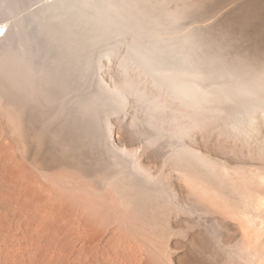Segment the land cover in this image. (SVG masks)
<instances>
[{"label": "bare ground", "instance_id": "1", "mask_svg": "<svg viewBox=\"0 0 264 264\" xmlns=\"http://www.w3.org/2000/svg\"><path fill=\"white\" fill-rule=\"evenodd\" d=\"M45 4L91 9L77 18L96 21L99 39L87 28L75 31L71 21L60 29L43 24L41 32L60 47L52 54L0 20V264H72L78 251L86 264H264V147L249 126L255 114L264 116V0ZM116 36L119 43L100 53L111 57L122 47L116 84L105 85L98 74L94 90L75 88V54L85 52L88 68L96 45ZM127 94L142 117L136 109L109 127ZM72 100L78 104L70 111ZM57 118L66 124L54 127ZM202 118L222 120L228 139L258 143L245 145L258 146L260 161L241 159L244 152L237 155L221 138L225 152L216 166V150L195 132ZM70 119L82 136L101 141L99 160L107 164L97 170L98 158L90 160L94 183L84 188L57 173L69 158L76 167L82 161L66 133ZM166 166L175 171L171 179L150 168ZM80 187L90 192L75 201L70 192ZM187 224L194 232L171 240L174 226ZM126 229L135 232L132 241L117 236Z\"/></svg>", "mask_w": 264, "mask_h": 264}, {"label": "rangeland", "instance_id": "2", "mask_svg": "<svg viewBox=\"0 0 264 264\" xmlns=\"http://www.w3.org/2000/svg\"><path fill=\"white\" fill-rule=\"evenodd\" d=\"M2 1H3V4H2ZM0 0V17L2 18H0V20H1V22H3V24H6V23H8V24H12V25H15V27L14 28H18V30H20V29H22L21 31L22 32H26V35L28 36V38L29 39H31V43L34 45V47L37 49V50H40V51H44L45 52V50H49V52L50 53H52V54H55V53H58L57 51L58 50H60L59 48H57V46H56V44L54 45V44H52L50 41H51V39H50V36L49 35H46L45 33H42L41 32V29H40V27H41V25H45V24H47V25H49V28L50 27H54V28H56V29H60V27L63 25V24H65V22H67V21H71L72 22V27L71 28H73L75 31H79L80 29H85V28H87L88 29V33H87V36L88 37H90V38H96V39H99V33H98V31L97 32H93L94 30H96V29H94V27H96V21H93V20H90V19H87L86 17H79V18H77L78 17V15L80 14V12H82V14H85V15H87L88 16V14L90 13V11H91V9H89V8H86V7H78V6H74L72 9H69L66 5H64V4H58V5H53V6H50V7H48V6H46V2L47 1H51V0ZM9 1V3H7ZM23 1H24V3H23ZM12 2V3H11ZM15 2V3H14ZM5 3V4H4ZM2 5V6H1ZM13 7H12V6ZM10 6V7H9ZM66 6V7H65ZM15 7V8H14ZM8 9H10L9 11H8ZM32 11H36V15H31L30 13L32 12ZM64 11V12H63ZM15 13V14H14ZM2 14V15H1ZM58 14H60V15H58ZM54 15V16H53ZM57 15V16H56ZM3 16V17H2ZM52 17V18H51ZM71 17V18H70ZM35 18H38V19H35ZM69 18V19H68ZM75 18H77L76 19V21H75ZM19 19H21V20H19ZM73 19H74V22H73ZM18 20V21H17ZM36 20V21H35ZM61 20V21H60ZM16 21V22H15ZM52 21V22H51ZM80 21V22H79ZM6 22V23H5ZM51 22V23H50ZM63 23V24H62ZM51 25V26H50ZM17 26V27H16ZM19 27H20V29H19ZM92 29H94L93 31H92ZM82 31V30H81ZM84 31V30H83ZM86 32V31H85ZM91 34H92V36H91ZM119 41H120V39L116 36L115 38H112V39H110V41L108 42V43H106L105 42V44H104V42L103 43H101L100 45H96V48H95V50L92 52V54H93V58L95 59L94 60V62L92 63V64H90L89 65V67L88 68H84V63L86 62V54H85V52L84 51H80V52H77V54H75V56H76V58L74 59V63H73V69H72V74H73V76H72V78H74L75 79V88H79L80 89V91H84V92H86V93H89V92H87V91H89V90H94V88L97 86V84L95 83V81L97 82V80H98V78H99V75H100V79H102V81H104L105 82V85H108V86H110V87H113L114 85V83L116 84V79L115 78H117L118 77V75H119V73H118V70H119V65H118V62H119V55L121 54V52L123 51V49H122V47L120 48V50H122V51H120L119 52V54L117 55V54H114V55H111V57L109 58V57H107V56H101L102 54H100L101 52H103L105 49H107V46H108V48H110L112 45H116V44H118L119 43ZM103 44V45H102ZM48 47V48H47ZM53 47V48H52ZM50 48V49H49ZM93 47L91 46L90 47V49H92ZM42 49V50H41ZM97 59V60H96ZM96 61V62H95ZM79 65V66H78ZM99 74V75H98ZM81 76L83 77V81H80V79H81ZM118 79V78H117ZM86 93L84 94V97H85V95H86ZM129 101V102H128ZM132 103V104H131ZM77 101L76 100H72L70 103H69V106H68V109L71 111V110H73L76 106H77ZM74 107H73V106ZM130 106V107H129ZM135 106V107H134ZM73 107V108H72ZM126 107V108H125ZM124 107V111H127L128 112V114H127V112H124V113H126L125 115L123 114V112H122V114L121 115H119V116H115V115H111L110 116V118L111 119H113V120H110V122H109V124L108 125H110L109 127H119V126H121L120 124H122V123H124V121L123 120H125L129 115H130V113L133 111H137V113H139L138 114V116H139V118H141L142 117V112L140 111V108L139 107H136V105H135V103H134V99H133V97L131 96V95H126V106ZM128 107V108H127ZM137 109V110H136ZM131 111V112H130ZM130 112V113H129ZM127 115V116H126ZM257 114H255L254 116H255V118H254V120L251 122V125L249 124V126L250 127H252V128H254V130L253 129H251V130H253V131H255V130H257V128H258V130H259V127H262V128H260V130H259V132L260 133H258L257 131V133L256 132H253L252 131V133L255 135L256 134V136L257 137H264V121H263V119H264V116L262 117V116H259V115H257ZM126 116V117H125ZM257 117V118H256ZM84 118H88V116H85ZM117 118V119H116ZM125 118V119H124ZM259 118V119H258ZM76 119V118H75ZM256 119V120H255ZM262 119V120H261ZM60 119H58L57 118V120H54V122H55V124H54V122L52 123L53 124V126L54 127H60V126H62V125H64V124H66V121H62V119L59 121ZM72 120V121H71ZM206 120V121H205ZM208 120H210V122L211 121H213L214 122V128L212 127V126H210V123H209V121ZM208 119V118H202V120H201V122H200V125H199V127H198V129H196L195 130V132L197 133V134H199V136H200V138H202L203 136H204V138H202V143L201 144H206L207 143V147L210 149V148H212V149H210L212 152H214L215 150H216V155H214L213 157V159H214V161H215V164H217L216 166H220V164H221V157H223V154L221 155V157H220V154L224 151V149H225V145H226V141L225 140H227V145L228 146H230V147H234V149L236 148L237 149V151H236V149H235V153L237 154V155H240V153H242V152H244L243 153V155L241 154L240 155V157H241V159L244 157V155H245V157H247L248 159L247 160H249V161H251L250 160V158H252L253 156H255L256 154H258V146L261 144L263 147H264V139H257L258 140V146H252L253 147V149H251L252 151H253V153H250V152H252V151H250L249 150V147H251V146H249V145H253L254 143H249L247 140H245V139H234V138H232V139H228V137H227V135H226V133H225V129H224V127H225V125H224V122L221 120H219L218 121V119L216 118V119ZM215 120H216V122H215ZM261 120V121H260ZM70 121V128H72V129H70L69 127L67 128L68 130H67V135L70 137L69 139H71L72 141H73V143H75L76 145H77V147H78V149H77V152H78V154H80V156H81V158H82V161H81V163L76 167V165L74 164V163H72V162H74V161H71V158H69V162H68V164L67 165H64V166H61V167H59L58 168V176L60 177V179L61 178H65V177H67L69 180H70V182L71 183H76V184H79V185H81L82 187L84 186H89L88 184L90 183V180H93V178L94 177H92L91 175H93L92 173L93 172H91L92 171V169L90 168V163L92 162V161H95V158H98V160H99V156H100V154H101V152H102V145H100L101 144V141H99V139H95L96 137L94 136H92V134H88V136L87 135H83L82 136V134H81V132L78 130V128L77 127H75V129H74V119H70L69 120ZM114 121V122H113ZM256 121H258L257 122V124H255V125H252V124H254V123H256ZM71 122L73 123V124H71ZM113 122V123H112ZM117 122V123H116ZM207 122H208V124H207ZM219 122V123H218ZM57 123L60 125H58L57 126ZM77 123H79V118H78V121H77ZM111 123L114 125H111ZM203 123V124H202ZM221 123H222V125H221ZM80 124V123H79ZM207 124V125H206ZM211 124H213L212 122H211ZM260 124L262 125V126H260ZM56 125V126H55ZM118 125V126H117ZM221 125V126H220ZM205 127V129H204V127ZM209 126V127H208ZM216 126H217V128H216ZM223 126V130L222 131H220V132H222V133H218L219 131H218V128L220 127H222ZM248 126V127H249ZM254 126H259V127H257V128H255ZM113 128V129H114ZM219 128V129H220ZM203 129V130H202ZM78 130V131H77ZM110 130V129H109ZM216 130V131H215ZM71 131V132H70ZM191 131V130H190ZM202 131V132H201ZM215 133H214V132ZM217 132V133H216ZM72 133V134H71ZM114 133V132H113ZM209 133V134H208ZM80 134V135H79ZM208 134V135H207ZM258 134H261L260 136L258 135ZM77 135H78V137H77ZM206 135V136H205ZM215 135H217V137L215 136ZM220 136V140L218 139L219 138V136ZM79 136H80V138H79ZM87 136V139L85 138L84 139V137H86ZM202 136V137H201ZM215 136V137H214ZM90 139H89V138ZM205 137H208V138H205ZM218 139L220 142H221V144H220V142H218V140H216V139ZM221 138H223L222 139V141H223V145H222V141H221ZM84 139V141H82ZM92 139V140H91ZM214 139V140H213ZM206 140H209L208 142H206ZM231 140H233L232 142H235V141H237L236 143H230L231 142ZM245 142H244V141ZM262 140V141H261ZM85 141H87V142H85ZM94 141V142H93ZM215 141H216V143H215ZM240 141V142H239ZM97 142V143H96ZM100 142V143H99ZM247 142V144L249 143V147H246L247 146V144L245 145V143ZM79 143V144H78ZM92 143V144H91ZM94 143H96V145H94ZM225 143V144H224ZM243 143V144H242ZM217 146H216V145ZM218 144H219V146H218ZM242 144V147L240 146V147H238L239 145H241ZM256 143H255V145H257ZM98 145H100V146H98ZM214 145V146H213ZM244 145V146H243ZM261 145H260V147H261ZM210 146V147H209ZM222 146V147H221ZM236 146V147H235ZM97 147V148H96ZM100 147V148H99ZM219 147V148H218ZM221 147V148H220ZM224 147V148H223ZM251 147V148H252ZM263 147H261V148H263ZM217 148V149H216ZM240 148H243V150L241 151V149ZM248 149V151H247V149ZM255 148V149H254ZM257 148V149H256ZM98 149V150H97ZM151 150H159V146L157 145V146H153V147H151L150 148ZM219 149V150H218ZM244 149H246V152H247V154H248V156H246V152H245V150ZM81 150H83V151H81ZM239 150V151H238ZM218 151V152H217ZM250 151V152H249ZM257 153H256V152ZM225 152V151H224ZM96 153V154H95ZM98 153V154H97ZM218 153V154H217ZM220 153V154H219ZM250 153V154H249ZM90 154H91V156H90ZM89 155V156H88ZM96 155V156H95ZM252 155V156H251ZM85 157V158H84ZM95 157V158H94ZM219 157V158H218ZM257 157H260V156H255V159H253L252 158V161H254V160H256V158ZM84 158V159H83ZM91 158V159H90ZM244 159H246V158H244ZM259 161H260V158H257ZM90 160H92V161H90ZM258 160H256V161H258ZM99 161H100V163H99ZM96 164V166H97V170L99 169V170H101V168L102 167H104V166H106L107 164L105 163V161H103V160H99ZM256 161H254V162H256ZM83 162H86V163H83ZM72 163V164H71ZM257 163V162H256ZM84 164V165H83ZM89 164V165H88ZM101 164V165H100ZM82 167H84V170L83 169H81V166ZM71 166V167H70ZM100 166V167H99ZM65 167V168H64ZM62 168V169H61ZM77 168V169H76ZM88 168V169H87ZM151 168V171H152V173L155 175V176H158V175H160L161 174V171H163L164 170V175L163 176H167V177H169L170 179L173 177L172 175H173V172L175 173V171L171 168V167H165V168H163L162 170L160 169V168H156V167H150ZM156 168V169H155ZM82 171H81V170ZM172 169V170H171ZM79 170V171H78ZM95 170V169H94ZM61 171V172H60ZM114 173H115V170H112ZM60 172V173H59ZM172 175H171V174ZM90 174V175H89ZM166 174H168V175H166ZM170 175V176H169ZM76 176V177H75ZM94 176V175H93ZM67 179V180H68ZM76 179V180H75ZM90 179V180H89ZM86 180H88V182L86 181ZM60 182V181H59ZM93 182V181H92ZM90 183V185H93V183ZM83 184V185H82ZM87 184V185H86ZM59 185V184H58ZM60 185H61V182H60ZM59 185V189H61L60 190V192L61 191H64L65 189H64V186L63 185H61L60 186ZM62 187V188H61ZM82 187H80L78 190L76 189V188H74V189H72L71 190V192H70V190H69V192H70V194L72 195V196H74V195H76V196H74V198L76 199L75 201H80L79 200V198L80 199H82V198H84L86 195H87V193H89V192H85L84 191V189H81ZM83 187V188H84ZM79 191V192H78ZM81 192V193H80ZM105 192H108L107 190L106 191H104V193ZM104 193L103 194H101L104 198H106V199H109V193L108 194H105L104 195ZM89 195V194H88ZM106 195H108L107 197H105ZM84 196V197H83ZM79 197V198H78ZM83 200V199H82ZM173 215V214H172ZM206 217H208V216H206ZM174 227H176L175 229H176V234H174V237H171V240L172 239H175V238H177L176 237V235H179V237L180 238H183L184 236H187V235H189L190 233H192V232H194V227H192V226H189L188 224H187V226H186V228H183V227H185V226H183L182 227V230L181 231H179V227H178V225L177 226H174ZM174 227H173V230H174V232H175V229H174ZM188 227V228H187ZM192 227V228H191ZM123 230H124V228H123ZM123 230H121V231H119L118 232V234H117V236H122L123 238H125V239H128V240H133L135 237H133L134 235H135V232L134 231H127V229L125 230L126 231V233H124V231ZM179 232H178V231ZM129 232L131 233V234H129ZM134 232V233H133ZM178 232V233H177ZM183 232V233H182ZM189 232V233H188ZM158 231L157 230H155L154 231V235H156V236H153L154 237V243H155V245L156 246H158L157 244H159L160 242H158V241H160L159 240V238H158ZM76 235H78V234H76ZM129 235V236H128ZM133 235V236H132ZM181 235V236H180ZM184 235V236H183ZM132 236V237H131ZM128 237V238H127ZM132 239H131V238ZM157 237V238H156ZM158 239V240H157ZM112 244L113 243H115V241H112L111 242ZM78 251V250H77ZM76 251V252H77ZM78 253H79V251H78ZM78 253H75L76 255H75V258H74V260L75 259H77L78 260V262L75 260V261H73V263L72 264H86V263H88L86 260V262H82L84 259H86L85 257H82V255L84 256V252L82 253L81 252V254L82 255H80V253L78 254ZM78 254V255H77ZM79 256V257H78ZM78 257V258H77ZM80 257H82V258H80ZM105 258L107 257L106 256V254H105V256H104ZM82 259V260H81ZM97 259V258H96ZM100 261L101 259H97V261ZM96 260H95V264H98V263H96L97 262ZM101 263L102 264H104V263H108V264H112V263H110V262H106V261H104V258H103V261L101 260ZM100 263V264H101Z\"/></svg>", "mask_w": 264, "mask_h": 264}]
</instances>
